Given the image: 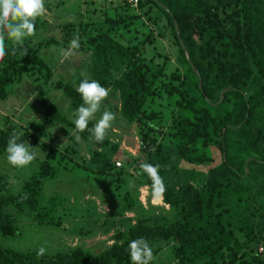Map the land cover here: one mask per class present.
<instances>
[{
	"label": "trees",
	"instance_id": "16d2710c",
	"mask_svg": "<svg viewBox=\"0 0 264 264\" xmlns=\"http://www.w3.org/2000/svg\"><path fill=\"white\" fill-rule=\"evenodd\" d=\"M122 2L111 9V16L100 12V21L84 25L86 39L77 50L83 46L90 52L89 80L117 94L118 114L135 126L138 144L131 156L109 139L97 143L89 123L81 133L89 135L102 153L87 169L95 168L96 162L98 175L112 170L121 175L124 167L116 169L114 164L122 157L137 183L153 191L140 164L159 165L166 186L162 203L170 213L117 222L108 219L113 216L109 213L100 228L104 233L113 231V243L94 257L80 247L38 256L0 246V264H131L128 245L141 237L149 241L155 259L167 250L174 264H264V0H138V15ZM117 9L132 14L120 15ZM141 19L142 41L135 42L134 36L135 43L123 45L121 30L130 32ZM162 20L165 25L160 26ZM173 21L196 72L179 44ZM71 27L65 44L74 37ZM152 28L161 38L168 34L177 48V67L169 74L167 57L162 64L141 57V50L152 41ZM5 43L8 54L0 61V101L25 76L50 82L52 71L39 53L58 46L57 41L21 47L6 38ZM83 79L76 81V87L54 84L70 101L71 115L83 103L77 92ZM163 97L172 107L165 122L156 110ZM45 112L75 127L63 115L49 108ZM31 129L34 134H28ZM37 131L30 125L21 140L38 146ZM13 132L18 131L10 125L0 129V156L7 155ZM41 149L44 160L17 193L9 192L6 176L0 173V237L16 235L14 215L26 214L40 225H60L52 215L55 198L44 200L43 186L65 169L66 156L45 146ZM123 198L126 210L137 208L128 193Z\"/></svg>",
	"mask_w": 264,
	"mask_h": 264
},
{
	"label": "rangeland",
	"instance_id": "374dc122",
	"mask_svg": "<svg viewBox=\"0 0 264 264\" xmlns=\"http://www.w3.org/2000/svg\"><path fill=\"white\" fill-rule=\"evenodd\" d=\"M122 3V0H45L47 12L36 20L35 36L26 38L23 42L34 45L54 39L59 45H51L39 53V57L52 71L50 82L45 84L37 79V76H25L20 82L11 85L8 97L0 101V129L9 125L18 132H24L30 125L39 129L38 146L30 145L37 148L36 160L26 168H14L8 163L7 155L0 156V173L6 176L9 192L14 194L21 189L23 181L37 169L39 162L44 160L45 153L41 147L45 146L65 155L66 164L65 169H62L54 180L45 181L43 186L44 200L55 198L52 215L58 218L60 225H40L26 214L14 215L17 233L14 237H0V246L4 248L37 252L39 248L44 247L45 254L49 256L80 247L94 257L113 243V231L104 233L100 228L109 213H113V216L108 218L113 222L120 219H136L147 214L170 213L162 199L137 183V176L128 168L125 158L121 157L116 161L124 167L121 175L114 170L104 176L98 175L96 162L95 168L88 170V166L96 160L97 154L102 153L101 150L94 145L89 135L85 137L75 127L70 128L45 112L49 108L52 113H59L67 121L73 122L75 118L69 112L70 101L60 90L53 88L54 84L61 81L76 87L79 78L90 77L88 65L91 54L83 50V46L65 56L70 45L64 42L67 28L72 25L73 35L78 36L79 42L84 43V25L100 21V12L111 16V9ZM136 11L134 13L138 15ZM118 14L132 13L128 9L118 10ZM142 23L144 19L137 21L130 32L121 30L124 37L120 42L127 45L129 42L142 41ZM163 25L164 20L160 23V26ZM135 30L138 31L137 34ZM151 36L152 41L141 50V57L146 61L151 60L154 64H162L167 57V74L173 72L177 67V48L172 38L168 34L166 38H161L153 28ZM63 44L65 46L62 47ZM157 103L162 104V107H157L156 110L165 122L172 107L167 105L164 97ZM117 105V94L113 95L109 91L100 112L89 123L95 126L96 120L106 109L114 113L116 119L108 130L106 139L118 143L126 155L134 156L138 144L137 131L134 125L129 126L121 120ZM28 134H34V131L28 130ZM114 167L116 168L115 164ZM125 193H128L129 199L136 204L137 208L134 210H126V201L123 198ZM258 251L261 252V249ZM153 261L154 264H174L167 250Z\"/></svg>",
	"mask_w": 264,
	"mask_h": 264
},
{
	"label": "clouds",
	"instance_id": "9594fccd",
	"mask_svg": "<svg viewBox=\"0 0 264 264\" xmlns=\"http://www.w3.org/2000/svg\"><path fill=\"white\" fill-rule=\"evenodd\" d=\"M46 12L45 0H0V61H3L8 54L6 38L14 46L22 47L26 38L35 36V22ZM79 47V37L74 36L65 56L71 55L72 50L79 49ZM16 50V47L12 48L13 53ZM26 54L25 50L23 55ZM109 91L110 89L103 87L98 81L89 80L87 77L79 83L77 92L83 103L72 113L75 117L73 124L78 131L83 132L88 129L89 122L95 119L96 114L100 112L101 105L107 99ZM115 119V114L106 109L96 120L95 126L90 131L97 143L103 142ZM23 135V132H13L5 150L7 161L14 168H26L37 158V148L31 147L28 142L21 140ZM140 169L151 179L155 196L162 199L166 192V186L163 177L159 174V165L144 162L140 164ZM45 252L46 249L41 247L38 249L37 255L43 256ZM128 253L131 264H151L155 259L152 246L143 237L130 241Z\"/></svg>",
	"mask_w": 264,
	"mask_h": 264
},
{
	"label": "water",
	"instance_id": "95a60500",
	"mask_svg": "<svg viewBox=\"0 0 264 264\" xmlns=\"http://www.w3.org/2000/svg\"><path fill=\"white\" fill-rule=\"evenodd\" d=\"M156 3H157L162 9H164V10L169 14L168 10H167L165 7H163V6H162L160 3H158V2H156ZM173 22H174L175 33H176V36H177V38H178L179 44H180V46H181L183 52L185 53L186 58H187V61H188V63L190 64V66L192 67V70H193L194 72H196V70L194 69V67H193L192 64H191V61H190L189 56H188V54H187V51H186V49H185V47H184L182 41L180 40V37H179V30H178V25H177L176 21H173Z\"/></svg>",
	"mask_w": 264,
	"mask_h": 264
},
{
	"label": "built area",
	"instance_id": "2783aa9c",
	"mask_svg": "<svg viewBox=\"0 0 264 264\" xmlns=\"http://www.w3.org/2000/svg\"><path fill=\"white\" fill-rule=\"evenodd\" d=\"M124 2H126L127 4L130 5V7L136 9L137 5H138V0H123ZM115 166L117 169L121 168V164L119 162L115 163Z\"/></svg>",
	"mask_w": 264,
	"mask_h": 264
}]
</instances>
